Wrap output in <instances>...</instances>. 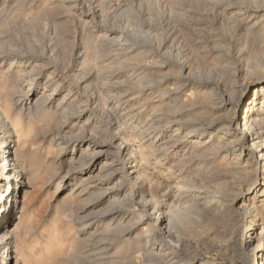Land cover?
<instances>
[{
	"label": "rangeland",
	"instance_id": "rangeland-1",
	"mask_svg": "<svg viewBox=\"0 0 264 264\" xmlns=\"http://www.w3.org/2000/svg\"><path fill=\"white\" fill-rule=\"evenodd\" d=\"M257 64L264 67V0H0V85L7 83L4 91L32 126L27 148L39 161L38 171L27 173L25 209L10 223L23 221L20 250L33 264H154L161 231L147 227L145 211L167 197L174 215L180 212V234L166 248L186 239L201 255L224 261L240 236L219 232L223 223L216 229L209 215L226 204L219 201L222 184L231 198L239 192L233 176L242 164L225 156L217 137L204 140L227 122L216 101L242 102ZM187 130L206 133L190 140ZM88 144V154L78 156ZM99 157L102 164L91 167ZM86 170L90 180L79 176ZM238 207L217 211L237 228L244 218Z\"/></svg>",
	"mask_w": 264,
	"mask_h": 264
},
{
	"label": "bare ground",
	"instance_id": "bare-ground-1",
	"mask_svg": "<svg viewBox=\"0 0 264 264\" xmlns=\"http://www.w3.org/2000/svg\"><path fill=\"white\" fill-rule=\"evenodd\" d=\"M45 62V61H44ZM256 62V61H255ZM54 66V65H53ZM262 65H258L254 68L252 74L256 76L254 81L250 84L248 87V91L246 94H244L242 102L239 101L236 103L234 101V98L229 97L226 99V96L222 97L224 100L222 101H216L217 107L221 109L225 113V118H227V122H221V124H226L224 125V128L222 130H216L210 134V137L204 140L205 144L206 141L209 142L210 140L214 139L217 137L218 142L222 143L225 145L223 153H225L226 157H230L231 161L236 164H242V168H240L238 171L235 172L236 176L235 177L237 184H238V192L235 194L233 198L232 196L229 197V192L227 193L228 186L226 187L225 185L222 184L220 186L218 193L224 196L223 199H219V201L224 200V203L227 200L230 202L226 205L224 204H219L215 207L213 205L214 210L212 213H210L211 220L214 222V225H220V231L228 233V236L231 235L232 237H238L237 244L234 247H230V251L225 255L224 261H221L219 263L216 262L215 259L213 258H208L205 257L204 255H201L196 248L192 246L189 240H184V239H178V247L174 250L173 248L168 249L166 248L167 244V239H176L175 236H179L180 230L178 231L177 226L178 225V214L180 213L177 208V212H179L177 215H174V211H172V204L174 203H169V200H166L167 197L163 200L164 204H159L162 199H157V201L152 200V203L150 201L149 204H152V209L151 211L147 210L145 211L146 213L148 212L149 217L147 218V227L150 225L152 229V226L158 227L161 231V239L160 243L155 244V249H153V257H154V264H264V241L261 237H257L256 228H259L260 232L258 234L263 236L264 234V70H263ZM7 73V72H6ZM41 73V72H40ZM7 75V74H5ZM9 76V75H8ZM17 79V78H16ZM34 79V78H33ZM2 80V79H1ZM15 80V79H14ZM5 81V79H4ZM7 81V80H6ZM4 83V82H2ZM7 84V83H6ZM4 84V85H6ZM12 86L13 83H10ZM4 85H0V264H9L10 261H14V264H33L31 261V255L26 252L25 250H20L19 246L22 245V242L17 239V236L19 234V231L22 227V219L20 218V221L16 224H14L11 227V221L15 217L16 214L23 213L25 209V205L27 201L30 198V193L27 191V189L31 188L30 180L28 177L27 173H33L37 172V164L39 163L38 159L32 155L30 150L27 148V144L30 142V138L33 137L30 136L28 137L29 134H33L34 131L32 130V126L30 123L24 122V118L21 116V112L18 111V109L15 107V104L13 103V97L12 99L10 98V94L4 91ZM16 85V84H15ZM14 85V86H15ZM16 87V86H15ZM7 88V87H6ZM19 88V87H18ZM57 88V87H56ZM9 89V88H8ZM15 89V88H14ZM19 90V89H18ZM10 92V91H9ZM15 92V91H14ZM234 92V91H233ZM20 95V94H19ZM37 91L34 90L30 96H36ZM66 96V95H64ZM218 96V95H217ZM231 96V95H230ZM203 97V96H202ZM29 98V97H28ZM216 100V99H215ZM244 100V101H243ZM40 101V100H39ZM38 101V102H39ZM62 101V100H60ZM65 101V99H64ZM199 101V100H198ZM205 101V100H204ZM41 102V101H40ZM39 102V103H40ZM68 102V100H67ZM210 102V101H209ZM207 103V102H206ZM41 104V103H40ZM214 104V103H213ZM37 106V105H36ZM67 106V105H66ZM44 108V107H43ZM63 109V108H62ZM66 109V108H65ZM29 110V109H28ZM47 110V109H46ZM74 110V109H73ZM79 110V109H78ZM82 111V110H81ZM33 112V111H32ZM42 112H46L43 110ZM65 112V111H64ZM70 112V111H69ZM179 112V111H178ZM204 112V111H203ZM222 112V113H223ZM38 113V112H37ZM55 113V112H54ZM75 113V112H74ZM215 113V112H214ZM218 113V112H217ZM48 114V113H47ZM58 114V113H57ZM70 114V113H69ZM42 115V113H41ZM174 115V114H173ZM238 115V116H237ZM37 116V115H36ZM43 116V115H42ZM41 116V117H42ZM48 116V115H47ZM195 117V116H194ZM40 118V117H39ZM44 118V116H43ZM42 118V119H43ZM38 119V118H37ZM36 119V120H37ZM41 119V118H40ZM34 120V119H33ZM35 120V121H36ZM44 120V119H43ZM49 120V119H48ZM190 120V119H189ZM188 120V121H189ZM28 121V120H27ZM39 121V120H38ZM89 121V120H87ZM180 121V120H179ZM178 121V122H179ZM186 121V120H185ZM184 121V122H185ZM187 121V122H188ZM32 122V120H31ZM172 122V121H171ZM175 122V120H174ZM177 122V123H178ZM191 122V120H190ZM244 122V124H243ZM48 123V122H47ZM59 123V122H58ZM186 124V123H185ZM257 124V125H256ZM78 125V124H77ZM84 125V124H83ZM184 125V124H183ZM222 125V126H223ZM182 126V125H180ZM35 127V126H34ZM33 127V129H34ZM240 128L241 130L237 131ZM60 128V127H59ZM92 128V127H91ZM107 128V126H106ZM198 128V127H197ZM201 128V127H200ZM218 128V127H217ZM122 129V128H121ZM196 129V128H195ZM41 130V129H40ZM125 130V129H124ZM78 131V130H77ZM119 131V130H118ZM32 132V133H31ZM116 132V131H115ZM123 133V132H122ZM205 131L201 130H190L186 135H184L185 139H201ZM82 134V133H81ZM149 134V133H148ZM175 134V133H174ZM76 135V133H75ZM79 135V134H78ZM183 135V134H182ZM181 135V136H182ZM85 137V136H84ZM88 137V136H87ZM175 137V136H174ZM70 138V136H69ZM117 138V137H116ZM122 138V137H121ZM67 139V138H66ZM75 139V138H74ZM120 139V138H119ZM184 139V140H185ZM114 140V139H113ZM182 140V139H181ZM180 140V141H181ZM91 141V139H90ZM125 141V140H124ZM168 141V140H167ZM187 141V140H186ZM199 141V140H198ZM196 141L195 143H198ZM83 143V141H80V143ZM155 142V140H154ZM215 142V141H214ZM125 143V142H124ZM175 143V142H174ZM179 143V142H177ZM176 143V144H177ZM217 144V141L215 142ZM214 143V144H215ZM218 143V144H219ZM112 144V143H111ZM221 144V145H222ZM17 145V147H16ZM191 145V144H190ZM203 145V144H202ZM89 144L84 146V150H77L76 153L79 156V153L84 155L87 153L86 151L89 149ZM113 146V145H112ZM117 146V145H115ZM193 146V145H192ZM216 146V145H215ZM214 146V148H215ZM79 147V146H77ZM87 147V148H86ZM122 147V146H121ZM119 148V150L121 149ZM201 147V146H200ZM206 147V146H205ZM76 148V147H75ZM129 148V147H128ZM193 148V147H192ZM104 149V148H103ZM167 149V147H166ZM197 149V148H196ZM213 149V148H212ZM211 149V150H212ZM218 149V147L216 148ZM117 150V149H116ZM165 150V149H164ZM186 150V149H185ZM199 150V149H198ZM209 149H206L207 151ZM93 151V150H92ZM97 151V150H96ZM102 151V149H101ZM107 151V150H106ZM109 151V150H108ZM112 151V150H111ZM213 151V150H212ZM215 151V150H214ZM90 152V151H89ZM94 152V151H93ZM100 152V150L98 151ZM113 152V151H112ZM118 152V151H117ZM209 152V151H207ZM206 152V153H207ZM216 152V151H215ZM220 152V151H219ZM91 153V152H90ZM102 153V152H101ZM169 153V152H168ZM210 153V152H209ZM218 153V152H217ZM88 154V153H87ZM86 154V155H87ZM92 154V153H91ZM110 154V153H109ZM113 154V153H112ZM115 154V151H114ZM119 154V153H118ZM121 154V153H120ZM167 154V153H166ZM219 154V153H218ZM75 155V154H74ZM85 155V156H86ZM117 155V153H116ZM156 155V154H155ZM93 156V155H92ZM91 156V157H92ZM115 156V155H114ZM130 156V155H129ZM167 156V155H165ZM170 156V155H169ZM177 156V153H176ZM188 156V155H187ZM193 156V155H190ZM204 156V155H203ZM224 156V157H225ZM82 157V156H81ZM117 157V156H116ZM171 157V156H170ZM225 157V159H226ZM74 158V157H73ZM80 158V157H79ZM90 158V156H88ZM102 158V157H101ZM129 158V157H128ZM183 158V157H182ZM217 158V157H216ZM78 159V157H77ZM100 157L92 163L91 167L98 166L102 160H99ZM146 159V158H145ZM174 159V158H173ZM186 159V158H185ZM184 159V161H185ZM70 160V159H69ZM84 160V159H83ZM86 160V159H85ZM88 160V159H87ZM90 160V159H89ZM143 160V159H142ZM150 160V159H149ZM182 160V159H181ZM72 161V159H71ZM76 161V160H75ZM80 161V160H79ZM191 161V160H190ZM82 162V161H81ZM80 162V163H81ZM84 162V161H83ZM105 162V161H104ZM146 162V161H145ZM69 163V162H68ZM72 163V162H71ZM75 163V162H73ZM72 163V164H73ZM87 163V162H86ZM85 163V164H86ZM107 163V162H105ZM121 163V162H120ZM123 163V162H122ZM138 163V162H137ZM163 163V162H161ZM173 163V162H172ZM225 163V162H224ZM45 164V163H44ZM72 164L70 166H72ZM84 164V163H83ZM102 164V163H101ZM129 164V163H128ZM180 164V163H179ZM182 164V163H181ZM185 164V163H184ZM244 164V167H243ZM69 165V164H67ZM82 165V164H81ZM107 165V164H106ZM162 165V164H161ZM223 165V164H222ZM221 165V166H222ZM80 166V165H79ZM108 166V165H107ZM133 166V165H131ZM170 166V165H169ZM175 166V165H174ZM68 167V166H66ZM82 167V166H81ZM84 167V166H83ZM112 167V164L111 166ZM136 167V166H135ZM224 167V166H223ZM227 167V166H226ZM239 167V166H238ZM102 168V167H101ZM106 168V167H105ZM109 168V167H107ZM113 168V167H112ZM159 168V167H158ZM165 168V167H164ZM170 168V167H169ZM221 168V167H220ZM75 169V168H74ZM104 169V166L102 170ZM111 169V168H110ZM123 169V168H122ZM236 169V168H234ZM28 170V171H27ZM66 170V169H65ZM76 170V169H75ZM114 170V169H113ZM116 170V169H115ZM149 170V169H148ZM167 170H169L167 168ZM166 170V171H167ZM174 170V169H173ZM184 170V169H183ZM228 170V168H227ZM74 171V170H73ZM106 171V170H105ZM122 171V170H121ZM125 171V170H124ZM142 171V170H140ZM139 171V173H141ZM233 171V170H232ZM107 172V171H106ZM109 172V171H108ZM115 172V171H114ZM119 172V170H117ZM115 172V173H117ZM145 172V171H144ZM229 172V170H228ZM111 173V172H110ZM138 173V174H139ZM170 173V172H169ZM223 173V172H222ZM92 172L90 170L83 171L80 173V177H86L89 179L92 175ZM106 174V173H105ZM109 174V173H108ZM136 174V173H135ZM163 174V173H162ZM206 174V173H205ZM227 176V173H225ZM224 174V175H225ZM231 174V173H230ZM130 175V174H129ZM144 175V174H143ZM166 175V174H165ZM220 175V174H219ZM70 176V175H69ZM104 176V174H103ZM111 176V175H110ZM135 176V175H134ZM131 176V177H134ZM142 176V175H140ZM230 176V175H229ZM53 177V176H52ZM78 177V176H77ZM123 177V176H122ZM126 177V176H125ZM137 177V176H136ZM135 177V178H136ZM171 177V176H170ZM176 177V176H175ZM108 178V177H107ZM138 178V177H137ZM140 178V177H139ZM143 178V177H142ZM226 178V177H225ZM231 178V177H230ZM85 179V178H84ZM82 179V180H84ZM128 179H130L128 177ZM127 179V180H128ZM168 179V178H167ZM191 179V178H190ZM189 179V180H190ZM86 182H88L87 179H85ZM90 180V179H89ZM99 180V179H98ZM97 180V181H98ZM102 180V178H101ZM133 180V179H131ZM223 180V179H222ZM229 180V179H228ZM231 180V179H230ZM229 180V182H230ZM234 180V178H233ZM95 181V180H94ZM118 181V180H117ZM140 181V180H138ZM214 181V180H213ZM224 181V180H223ZM235 181V180H234ZM234 181L232 182L231 186H233ZM235 181V182H236ZM79 182V181H78ZM90 182V181H89ZM88 182V184H89ZM142 182V181H141ZM183 182V181H182ZM193 182V181H192ZM226 182V180H225ZM160 183V182H159ZM179 183V182H178ZM219 183V182H218ZM85 184V182H84ZM115 184V183H114ZM113 184V186H114ZM120 184V183H119ZM130 184V183H129ZM217 184V183H216ZM228 184V183H227ZM86 185V184H85ZM234 184V188H235ZM94 186L96 184L94 183ZM93 186V187H94ZM112 186V187H113ZM117 186V184H116ZM114 186V187H116ZM194 186V184H193ZM97 187V186H96ZM99 187V186H98ZM119 187V186H118ZM145 187V186H144ZM171 187V186H170ZM179 187V186H177ZM176 187V188H177ZM90 188V187H89ZM122 189L121 187H119ZM142 188V187H141ZM140 188V189H141ZM153 188V187H152ZM190 188V187H189ZM230 188V187H229ZM233 188V187H232ZM231 188V189H232ZM87 189V188H86ZM109 189V188H108ZM118 189V188H117ZM130 189V188H128ZM148 189V188H147ZM165 189V188H164ZM186 189V188H185ZM207 189V188H206ZM236 189V188H235ZM113 190V189H112ZM116 190V188L114 189ZM131 190V189H130ZM129 190V191H130ZM167 190H168V184H167ZM173 190V189H172ZM182 190V187H179V191ZM195 190V189H194ZM198 190V189H197ZM133 191V190H131ZM170 193V190H168ZM178 191V188L177 190ZM191 191V190H189ZM201 191V190H200ZM203 191V189H202ZM201 191V192H202ZM229 191V190H228ZM109 192V191H108ZM114 192V191H113ZM140 193V191H138ZM147 192V191H146ZM149 192V191H148ZM162 192V190H161ZM175 192V191H174ZM182 192V191H181ZM193 192V191H192ZM231 192V191H230ZM98 193V192H97ZM169 193H166V195ZM173 193V192H172ZM215 193V192H214ZM216 193V194H218ZM80 194V193H79ZM103 194V193H102ZM105 194V193H104ZM108 194V193H107ZM130 194V193H129ZM143 194V193H142ZM146 194V193H145ZM151 194V192H150ZM149 194V195H150ZM213 194V193H212ZM234 194V193H232ZM131 195V194H130ZM135 195V194H134ZM141 195V194H140ZM148 195V196H149ZM174 196V194H172ZM178 195V193H177ZM181 195V194H180ZM103 196V195H102ZM127 196V195H126ZM142 196V195H141ZM151 196V195H150ZM164 196V194H163ZM91 197L92 194H91ZM109 197V196H108ZM114 197V196H113ZM140 197V196H139ZM161 197V195H160ZM99 198V197H98ZM116 198V197H114ZM142 198V197H141ZM156 198H159L156 196ZM155 198V199H156ZM162 198V197H161ZM176 198V196H175ZM193 198V197H191ZM199 198V197H198ZM197 198V199H198ZM209 198V197H207ZM94 199V198H93ZM119 199V197H118ZM117 199V201H118ZM145 199V198H144ZM200 199V198H199ZM97 200V199H95ZM112 200V199H111ZM125 200V199H124ZM142 200V199H141ZM149 201V200H148ZM177 201V199H176ZM181 201V199L179 200ZM191 201V200H190ZM195 201V200H194ZM140 202V201H139ZM162 202V201H161ZM193 202V200H192ZM191 202V203H192ZM112 203V202H111ZM120 203V202H119ZM123 203V202H122ZM121 203V205H122ZM129 203V202H128ZM138 203V202H137ZM143 203V202H142ZM147 203V202H146ZM144 203V204H146ZM190 203V204H191ZM209 203V202H207ZM206 203V204H207ZM216 203V202H215ZM143 204V205H144ZM148 204V203H147ZM148 204V205H149ZM181 204V203H180ZM194 204V203H193ZM192 204V205H193ZM201 204V203H199ZM205 205V203H203ZM203 204H201L203 206ZM211 203H209L210 205ZM187 205V204H186ZM197 205L194 209H197L196 211L198 212L199 205ZM126 206V205H125ZM151 206V205H150ZM194 206V205H193ZM208 206V204H207ZM235 206H239L238 209H236L238 212H243L241 215L244 216L243 220L241 221L242 224H237L239 227L236 228V226H231L229 224V219L226 220L225 215L222 214V212H218L217 210L220 208H224L225 211H229ZM111 207V206H110ZM206 207V205L204 206ZM209 207V206H208ZM227 207V208H225ZM92 208V207H90ZM97 208V207H96ZM141 208V207H140ZM176 208V207H175ZM187 208V207H186ZM201 208V206H200ZM199 208V210H200ZM207 208V207H206ZM202 208V212L207 211V209ZM113 209V208H112ZM184 209V208H183ZM182 209V210H183ZM191 208V210H194ZM115 210V209H114ZM180 210V209H179ZM190 210V209H188ZM87 211V210H86ZM111 211V210H110ZM109 211V212H110ZM144 211V210H143ZM172 211V212H171ZM185 211V209H184ZM234 210H232L233 212ZM108 212V211H107ZM115 212V211H114ZM117 212V211H116ZM186 212V211H185ZM195 212V211H194ZM201 212V210L199 211ZM201 212V213H202ZM230 212V213H232ZM111 213V212H110ZM200 213V214H201ZM209 213V212H206ZM236 213V212H235ZM112 214V213H111ZM145 214V213H144ZM183 214V213H182ZM199 214V215H200ZM204 215V214H202ZM207 215V214H206ZM207 215V216H208ZM222 215L225 216V222L222 221ZM235 215V214H233ZM237 215V214H236ZM105 216V215H104ZM143 216V215H142ZM148 216V215H147ZM184 216V215H183ZM186 216V215H185ZM255 216H259V221L257 222L255 220ZM21 217V216H20ZM144 217V216H143ZM181 217V216H180ZM206 218V216L204 215ZM230 217V215H229ZM228 217V218H229ZM144 217L143 219H145ZM189 218V217H188ZM187 218V220H188ZM208 218V217H207ZM224 218V217H223ZM232 218V217H231ZM113 219V218H112ZM120 219V218H119ZM130 219V218H129ZM182 219V218H180ZM203 219V218H202ZM201 219V220H202ZM209 219V218H208ZM208 219L206 221H208ZM247 219V221H246ZM249 219V220H248ZM183 220V219H182ZM186 220V219H185ZM193 220V219H191ZM198 220V219H197ZM196 220V221H197ZM232 220V219H231ZM234 220V219H233ZM189 221V220H188ZM188 221H184L188 222ZM195 221V220H194ZM239 221V220H238ZM142 222V221H141ZM202 222V221H201ZM209 222L210 219H209ZM207 222V224L209 223ZM234 222V221H233ZM25 223V222H24ZM182 222L180 224H183ZM196 223V222H194ZM200 223V222H199ZM231 223V222H230ZM143 224H146V222H143ZM187 224V223H185ZM193 224V223H190ZM188 223V225H190ZM202 224V223H201ZM200 224V225H201ZM210 224V225H212ZM100 225V224H99ZM198 225V226H200ZM209 225V226H210ZM114 226V225H113ZM126 226V225H125ZM193 226V225H192ZM191 226V227H192ZM86 227V226H85ZM181 227V226H180ZM183 227V226H182ZM203 227V226H202ZM201 227V228H202ZM208 227V226H207ZM154 228V227H153ZM200 228V227H199ZM198 228V229H199ZM204 228V227H203ZM202 228V230H203ZM209 228V227H208ZM218 226L216 227V229ZM149 229V230H151ZM186 229V228H185ZM197 230V227L195 228ZM205 231L207 230L204 228ZM215 227H213V230ZM215 229V230H216ZM154 230V229H153ZM158 230V229H157ZM179 233L178 235L176 234L177 232ZM184 230V229H183ZM190 230V229H189ZM195 230V231H196ZM201 230V229H200ZM201 230V233L203 234L204 231ZM214 230V231H215ZM147 231V230H145ZM186 231V230H184ZM192 230H190L191 232ZM194 231V230H193ZM193 231L191 232L193 234ZM209 232V230H207ZM206 231V232H207ZM211 231V229H210ZM93 232V231H92ZM199 232V230L197 231ZM153 233V232H151ZM182 233V232H181ZM184 233V232H183ZM187 233V232H186ZM196 233V232H194ZM201 233H196L200 234ZM222 233V232H221ZM59 234V233H58ZM191 234V237H192ZM209 234V233H208ZM207 234V235H208ZM224 234V233H222ZM141 235V234H140ZM151 235V234H149ZM187 235V234H186ZM194 235V234H193ZM204 235V234H203ZM227 235V234H225ZM224 235V236H225ZM20 236V234H19ZM181 236V235H180ZM184 236V235H183ZM190 235L188 234V237ZM199 236V235H198ZM202 236V235H201ZM221 236V234H220ZM230 236V237H231ZM22 237V235H21ZM24 237V236H23ZM195 238L197 237L196 235L194 236ZM193 237V238H194ZM200 237V236H199ZM62 238V237H61ZM184 238V237H183ZM190 238V237H189ZM216 238V237H215ZM221 238V237H219ZM21 239V238H20ZM197 239V238H196ZM226 239V238H225ZM232 238H230L231 241ZM18 240V243L17 241ZM153 240V239H152ZM155 240V239H154ZM158 240V239H157ZM170 240V242H171ZM195 240V239H194ZM221 240V239H219ZM219 240L216 239L218 242ZM61 241V240H60ZM149 242V240H147ZM174 241V240H173ZM157 242V241H156ZM215 242V241H213ZM216 242V243H217ZM256 242V244H255ZM176 243V242H175ZM215 243V245H217ZM222 243V242H221ZM220 243V244H221ZM228 244V242H226ZM174 244V243H173ZM206 244V243H205ZM208 244V243H207ZM210 244V242H209ZM168 245V244H167ZM175 245V244H174ZM213 245H211V249H213ZM226 245V244H225ZM231 245V244H230ZM153 247V246H152ZM175 247V246H174ZM206 247V246H205ZM204 247V248H205ZM209 246H207L205 249H207ZM218 247V246H217ZM225 247V246H224ZM199 248V247H198ZM232 248V250H231ZM210 249V248H208ZM216 249V248H215ZM219 249V247H218ZM217 249V251H218ZM221 249V248H220ZM114 251V250H113ZM210 251V250H209ZM222 251V250H221ZM219 250V252H221ZM222 253V252H221ZM224 253V252H223ZM247 253L250 256H254V260L251 262L249 257H245ZM32 254V253H31ZM224 255V254H223ZM245 255V256H244ZM172 256V260L169 262L165 261V258L168 260V258ZM177 259V260H176ZM33 260V259H32ZM185 260V261H184ZM153 264V263H152Z\"/></svg>",
	"mask_w": 264,
	"mask_h": 264
}]
</instances>
